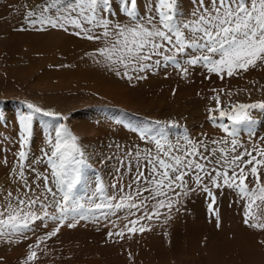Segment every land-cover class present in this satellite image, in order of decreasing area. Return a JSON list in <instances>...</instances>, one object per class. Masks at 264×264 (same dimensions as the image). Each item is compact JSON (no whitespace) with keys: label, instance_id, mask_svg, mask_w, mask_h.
Instances as JSON below:
<instances>
[{"label":"rangeland","instance_id":"obj_1","mask_svg":"<svg viewBox=\"0 0 264 264\" xmlns=\"http://www.w3.org/2000/svg\"><path fill=\"white\" fill-rule=\"evenodd\" d=\"M45 2L0 0V207L6 205L9 192L15 196L24 191L18 179L21 163L31 184L36 183L32 169L46 171L45 164L35 161L47 148L49 125L64 124L71 129L89 158L88 185L81 189L87 208L86 193L93 191L98 179L104 181L108 196L118 189L133 191L127 185L136 175L135 152L154 148L151 141L140 138L139 129H162L172 143L180 141L183 145L188 137L212 147V140L230 139L218 127L221 120L210 119L209 109L216 107L212 97L217 92L224 107L264 100V64L223 79L202 65L190 66L185 76L171 63L143 72L129 71L132 79L123 69L117 75L97 53L107 41L77 36L74 32L79 29L72 26L65 31L29 24L27 12ZM113 2L110 18L130 23V18L115 7L120 0ZM195 2L179 0L180 15L191 18ZM153 3L138 0V13L147 15ZM178 58L183 65V57ZM29 103L44 111L34 116L33 135L25 149L29 158L20 162L18 117L32 111ZM252 115L251 130L241 128L240 136L253 144L246 146L239 139L249 150L253 145L264 147V110H252ZM260 171L264 183V168ZM117 177L119 183L113 189ZM185 179L188 188L196 190L181 194L179 203L170 210L161 208L159 217L140 221L135 227H145L143 232L127 231L129 220L142 214L135 209L132 212L136 215L127 209H104L106 218L101 210L69 213L62 225L45 218L24 232L5 230L0 235V264H264V229L244 223L247 199L235 188L213 187L205 177L204 184L215 196L213 203L193 178ZM246 183L254 187L250 174ZM210 203L218 210L219 220L215 211L209 212ZM257 204L254 212L264 222V204ZM34 211L42 214L39 206ZM47 211L52 214L56 210ZM57 226L59 232L49 237ZM122 229L124 235L120 236ZM33 251L37 258L30 261L28 256Z\"/></svg>","mask_w":264,"mask_h":264},{"label":"snow or ice","instance_id":"obj_2","mask_svg":"<svg viewBox=\"0 0 264 264\" xmlns=\"http://www.w3.org/2000/svg\"><path fill=\"white\" fill-rule=\"evenodd\" d=\"M115 7L130 18V23L122 24L110 18L113 0H46L29 10L27 18L33 26L48 25L65 31L67 26H72L79 29L74 32L77 36L107 41L105 46L97 49V53L116 70L117 75L123 69V74L129 79H132L129 71L143 72L159 67L161 63H171L185 76L190 66L202 65L210 73L220 75L221 79L264 64V0H196L191 18L180 15L179 0H154L150 12L143 16L138 13V0H120ZM95 30H99V34H94ZM178 57H183V65L187 66H183ZM212 99L216 107L209 109L210 119L216 121L219 118L221 123L218 127L230 139L212 140L213 146L209 147L203 141L185 137L182 145L180 141L170 142L167 132L162 129L152 132L141 128L140 138L151 141L154 148L135 152L136 175L127 185L133 191L125 193L118 189L116 194L108 196L104 181L98 179L93 191L86 193L87 208L81 189L88 185L86 170L91 167L89 158L79 137L71 129L64 124L49 125L47 148L41 150V156L35 161L36 164H45L46 171L32 169L36 183L31 184L23 163L20 164L18 179L24 191L15 196L9 192L6 205L0 207V235H4L5 230L24 232L35 221L45 218L59 221L62 225L69 213L80 215L84 210L89 213L101 210V215L106 218L104 209H127L131 215H136L133 209L142 212L136 219L129 220L131 227H127V231L133 234L143 232L145 227H135L140 221L159 217L161 208L170 210L174 203H179L181 194L196 190L188 188L186 177L193 178L198 187L202 186L213 203L215 196L204 184L205 177L215 188L227 186L237 189L247 199L244 223L264 229L262 217L254 212V208L259 207L257 202L264 204V183L261 182L260 171L264 168V147L253 145L249 150L238 138L241 128L251 130L254 123L252 110H264V100L224 107L221 106L219 92ZM27 107L32 111L18 117L20 162L29 158L25 149L33 135L34 116L44 111L31 103ZM46 115L56 114L47 112ZM225 118L227 123L223 122ZM218 145L224 146L217 148ZM128 155L131 157L132 153ZM249 174L254 184L252 188L246 183ZM119 179L117 177L112 185L113 189L117 188ZM149 205L151 211L148 210ZM37 206L42 214L34 211ZM48 208H54L55 213L50 214ZM213 211L219 220L218 210H214L210 203L209 212ZM81 218L85 217L81 215ZM59 230L57 226L48 236L56 235ZM118 234L123 236L124 230ZM36 258L35 251L28 256L30 261Z\"/></svg>","mask_w":264,"mask_h":264},{"label":"crops","instance_id":"obj_3","mask_svg":"<svg viewBox=\"0 0 264 264\" xmlns=\"http://www.w3.org/2000/svg\"><path fill=\"white\" fill-rule=\"evenodd\" d=\"M223 122H228L227 119L225 118ZM241 131V130H240ZM240 131H239V134H238V138L240 139V141L242 140L243 143L246 145V146H251L253 144V142L251 140L249 141H246L240 136ZM254 132V131H253ZM253 135V133H252ZM249 137H251V134H249ZM253 137V136H252ZM252 139V138H251ZM243 144V146L245 147V145Z\"/></svg>","mask_w":264,"mask_h":264},{"label":"bare ground","instance_id":"obj_4","mask_svg":"<svg viewBox=\"0 0 264 264\" xmlns=\"http://www.w3.org/2000/svg\"><path fill=\"white\" fill-rule=\"evenodd\" d=\"M64 46V49L66 48V45H63ZM64 49H60L61 51H64ZM66 52V51H65ZM72 53V52H71ZM246 134V133H245ZM247 138V137H246Z\"/></svg>","mask_w":264,"mask_h":264}]
</instances>
